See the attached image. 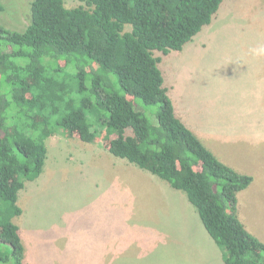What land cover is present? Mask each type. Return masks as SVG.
Here are the masks:
<instances>
[{"label": "trees", "instance_id": "trees-1", "mask_svg": "<svg viewBox=\"0 0 264 264\" xmlns=\"http://www.w3.org/2000/svg\"><path fill=\"white\" fill-rule=\"evenodd\" d=\"M79 1L31 0L23 30L0 22V264H24L18 193L43 173L46 139L76 133L91 143L100 126L112 156L186 196L224 264H264V244L235 211L251 176L176 116L154 56L181 51L223 0Z\"/></svg>", "mask_w": 264, "mask_h": 264}, {"label": "rangeland", "instance_id": "rangeland-1", "mask_svg": "<svg viewBox=\"0 0 264 264\" xmlns=\"http://www.w3.org/2000/svg\"><path fill=\"white\" fill-rule=\"evenodd\" d=\"M30 1L0 0L4 6L0 22L11 30H23L30 20ZM63 1L67 8L81 4L79 0ZM257 43H264V0H223L212 23L181 51L167 56L154 52L161 58L158 68L174 109L203 125L207 121L217 127L229 126L230 132L240 127L231 125L233 120L240 124L264 121V56L246 55ZM145 112L148 115L149 110ZM94 130L91 143L80 141L76 133L46 139L43 173L36 181L25 183L18 193L22 214L14 223L24 246L23 263L224 264L221 252L217 255L205 246V239L190 229L188 218L187 222L179 221L171 203L158 190L149 189L159 219L171 223L166 227L153 213L155 206L140 202L141 209L136 211L127 201L119 204L114 199H98L101 183L112 186L119 173L138 168L112 156L103 128ZM141 178L155 186L150 176ZM257 181L259 186L253 184L240 196V200H248L238 210L264 241V175ZM139 188L142 186L137 184ZM94 198L88 204L87 200ZM196 225L202 226L198 217Z\"/></svg>", "mask_w": 264, "mask_h": 264}, {"label": "crops", "instance_id": "crops-1", "mask_svg": "<svg viewBox=\"0 0 264 264\" xmlns=\"http://www.w3.org/2000/svg\"><path fill=\"white\" fill-rule=\"evenodd\" d=\"M170 97V96H169ZM171 99V97H170ZM172 101V99H171ZM174 104V103H172ZM176 108L174 112L176 116L190 129L195 136L202 142V144L208 148L223 164L232 168L236 172L244 175L251 176L252 182L251 184L244 190L238 192L236 194L235 199V211L238 220L244 226L247 232L257 238L260 242L264 244L259 236L252 231L247 223V219L243 215H240L239 205L246 202L247 200H240V196L246 194L251 190V186L253 184L259 186L257 177L264 175V171L262 168L264 167V162L261 161L264 157V121H250L242 123H238L236 120L231 122V125L238 124L239 128H234L232 132H230L229 126H215L211 125L210 122L206 121V125H203L199 122V120H189L187 119V114L184 111H179ZM181 113V115H180ZM221 128V129H219ZM260 162V163H259ZM137 173V174H136ZM149 172L134 169L133 171H129L127 173H123L117 175L113 185H106L101 183L99 185L100 189L98 191H102L101 194L98 195V199L104 197L105 201L108 200H116L121 204L124 201L133 205V209L136 211L141 209V203L143 205H149L151 208L155 206V203L152 201V194L149 189H156L160 193L165 195V200L167 203H171V206L175 212L176 217H179V221L187 222V218L189 222H192L190 227L191 230L196 231V234L205 239V246L211 251H215L217 255H220V250L217 249L215 243L211 242V238L207 236V232L205 233L204 227L201 225H196L197 217L199 218L196 210L191 206V204L187 201L186 196L183 193H179L178 191H173L169 184L156 179L150 175ZM145 175L150 176L155 181V186L153 187L149 180L143 179ZM135 181L137 184L142 186V188L136 189L137 184L132 183ZM149 181V182H148ZM255 182V183H254ZM110 187V189H108ZM105 188V189H104ZM136 189V190H135ZM126 191L128 196L120 195L121 192ZM110 196H107L111 193ZM175 192V194H173ZM97 196H95L96 198ZM87 200L88 204L96 199ZM157 198V197H155ZM239 198V204L237 200ZM87 204V205H88ZM155 215L158 216V221L166 227V225L171 224L164 222L159 219V211L156 206L152 210ZM213 241V240H212ZM104 254H107V251H104ZM116 251L112 250L111 255L116 257ZM223 262L222 258L219 257Z\"/></svg>", "mask_w": 264, "mask_h": 264}, {"label": "clouds", "instance_id": "clouds-1", "mask_svg": "<svg viewBox=\"0 0 264 264\" xmlns=\"http://www.w3.org/2000/svg\"><path fill=\"white\" fill-rule=\"evenodd\" d=\"M246 55L253 57L264 56V43H257L255 46H251L247 49Z\"/></svg>", "mask_w": 264, "mask_h": 264}]
</instances>
